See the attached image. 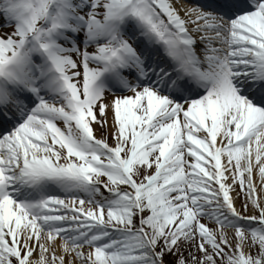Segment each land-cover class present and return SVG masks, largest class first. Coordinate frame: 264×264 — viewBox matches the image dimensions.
<instances>
[{
	"label": "snow or ice",
	"instance_id": "obj_1",
	"mask_svg": "<svg viewBox=\"0 0 264 264\" xmlns=\"http://www.w3.org/2000/svg\"><path fill=\"white\" fill-rule=\"evenodd\" d=\"M0 264H264V0H0Z\"/></svg>",
	"mask_w": 264,
	"mask_h": 264
},
{
	"label": "bare ground",
	"instance_id": "obj_2",
	"mask_svg": "<svg viewBox=\"0 0 264 264\" xmlns=\"http://www.w3.org/2000/svg\"><path fill=\"white\" fill-rule=\"evenodd\" d=\"M256 179H257V182H258V180H259L258 176L256 177ZM237 206H239V205H237Z\"/></svg>",
	"mask_w": 264,
	"mask_h": 264
}]
</instances>
